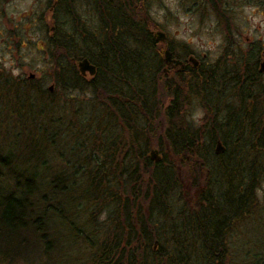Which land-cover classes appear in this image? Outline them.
I'll list each match as a JSON object with an SVG mask.
<instances>
[{
    "label": "trees",
    "instance_id": "16d2710c",
    "mask_svg": "<svg viewBox=\"0 0 264 264\" xmlns=\"http://www.w3.org/2000/svg\"><path fill=\"white\" fill-rule=\"evenodd\" d=\"M150 3L55 0L38 49L62 92L55 101L43 73L15 78L0 66L1 105L29 111L23 122L0 117V264H264L232 242L264 171V50L241 45L224 9V56L170 76L143 14ZM218 4L198 2L215 12ZM85 58L96 67L90 79L78 68ZM77 95L91 99L78 104ZM33 147L40 156L27 153Z\"/></svg>",
    "mask_w": 264,
    "mask_h": 264
},
{
    "label": "rangeland",
    "instance_id": "374dc122",
    "mask_svg": "<svg viewBox=\"0 0 264 264\" xmlns=\"http://www.w3.org/2000/svg\"><path fill=\"white\" fill-rule=\"evenodd\" d=\"M50 1L0 0V66H4L15 78H30V75H35L39 79L43 73L46 77L42 78L40 83L44 79L43 83L46 89L53 87L51 98H48L55 101L62 97V92L57 91L59 95L55 93V81L51 78L53 71L49 72L45 60H43V53L38 51V49H43L46 38V27L42 24V20H46L49 29L53 26L55 5L52 6L53 3H49ZM220 1L215 0L219 3L218 8L221 10L218 12L213 10V12L211 9L203 10L199 7V0H151L147 9L148 14L143 13L149 20L151 30L157 37L159 32H163L165 40L162 43L165 52L168 47L167 41L168 44L174 45L176 54L179 56L178 59L183 60L186 65L182 69L180 66L170 65L166 62L168 75L173 76L174 73L185 70L188 65H193L189 61L190 57L199 61L206 60V63L209 64L224 56L228 49L225 47L227 29L225 26L227 23L224 22V26L217 18L219 12L224 9L232 13L231 16L235 23L229 22L235 27L230 29L236 30V36L241 39V45L246 48L248 44L258 41L264 50V0ZM87 12L90 11L87 10ZM16 30L20 31L19 36L15 35ZM179 43L187 45L192 54L185 55L183 49L178 48ZM263 62L264 54L261 56V63ZM259 68L261 70V65ZM87 79H90V75L87 76ZM261 79L264 83V72H261ZM77 96L80 98L78 104L91 99L90 96ZM47 101L49 102V100ZM2 103V105L0 103V117L4 112L11 113L12 115L8 118L10 123L19 120L23 122L22 116L29 112L27 109L23 110L22 106L13 105L7 99H2ZM41 104L42 101L39 100L37 106L40 107ZM33 114L37 115V113ZM192 114L195 120L200 121L204 116V110L200 106H196ZM36 148L27 150V153L40 156L41 153L37 152ZM44 151L47 149L43 150V157L48 154V151L46 153ZM52 164V167L55 168V159H52ZM16 167L23 170L26 165L17 164ZM31 169L33 170V167ZM181 170L187 183L190 184L192 175L195 174L190 172L191 169L187 165H183ZM256 199L255 211L239 227L235 238L232 239L234 248L241 258L246 256L244 254L246 251L249 252V261L253 259L254 253L264 255V171L257 189Z\"/></svg>",
    "mask_w": 264,
    "mask_h": 264
},
{
    "label": "water",
    "instance_id": "95a60500",
    "mask_svg": "<svg viewBox=\"0 0 264 264\" xmlns=\"http://www.w3.org/2000/svg\"><path fill=\"white\" fill-rule=\"evenodd\" d=\"M157 40L159 42H164V40H165V34L163 32H159L158 33ZM165 56H166L165 61L167 63H169L172 60V53H171V51H170L169 48H167V50L165 52ZM189 61L191 63H193V65L195 67L199 66V61L197 59H195L194 57H190L189 58ZM176 63L178 65V64L181 63V61H177ZM78 68H79L80 73L82 75H84V76H86V75L94 76L96 74V67L93 64H91L90 61L88 59H86V58L83 59L82 61H80L78 63ZM260 71L261 72H264V62L261 63V70ZM30 78L31 79H34L35 78V75H30ZM49 90L52 91L53 90V87L51 86L49 88ZM224 151H225L224 146L221 144V142H218L217 147H216V153L217 154H220V153H222ZM151 157L155 161H159V159H160V155H159V153H158L157 150H153L152 151Z\"/></svg>",
    "mask_w": 264,
    "mask_h": 264
},
{
    "label": "flooded vegetation",
    "instance_id": "af4514ba",
    "mask_svg": "<svg viewBox=\"0 0 264 264\" xmlns=\"http://www.w3.org/2000/svg\"><path fill=\"white\" fill-rule=\"evenodd\" d=\"M49 3H53L52 6L55 5V0H51ZM177 61H181L180 64L177 65ZM170 65L180 66L182 69L186 66L183 60H179L178 58L174 57L172 54V60L169 62Z\"/></svg>",
    "mask_w": 264,
    "mask_h": 264
}]
</instances>
